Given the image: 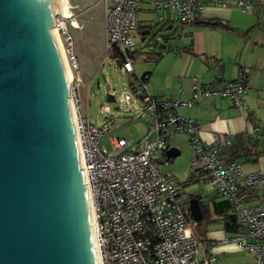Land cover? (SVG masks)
Wrapping results in <instances>:
<instances>
[{
  "label": "built area",
  "instance_id": "built-area-1",
  "mask_svg": "<svg viewBox=\"0 0 264 264\" xmlns=\"http://www.w3.org/2000/svg\"><path fill=\"white\" fill-rule=\"evenodd\" d=\"M139 0H110L105 9L103 29L106 49H115V61L124 72L132 70L130 51L134 47V32L138 28ZM155 8L168 11L177 19V36L181 40L185 26L201 18L204 8L235 6L251 11L249 0H150ZM70 71L78 68L71 35L60 15L55 18ZM69 81V101L74 113L79 167L86 187L94 230L98 264H216L212 255L201 259L197 255L198 237L189 214L186 198L180 196L173 175L162 171L154 155L164 153L167 139L175 133L185 134L194 157L188 164L198 163L203 178L213 183L217 195L225 199L242 231L224 241L249 252L255 264H264V174L245 173L235 160H222L228 138L212 133L211 141L202 143L197 135V123L179 113L204 96L228 97L234 107H244L246 85L241 80L227 81L218 87L190 85L186 100L165 95L152 96L141 77L134 76V94L123 100L134 101L145 122L143 135L134 143L122 137H109L107 150L102 139L110 130L103 120L92 124L78 110L77 82ZM264 144V131L258 136ZM241 179L242 182L238 183ZM261 189L262 199L255 206H245L251 189Z\"/></svg>",
  "mask_w": 264,
  "mask_h": 264
},
{
  "label": "water",
  "instance_id": "water-1",
  "mask_svg": "<svg viewBox=\"0 0 264 264\" xmlns=\"http://www.w3.org/2000/svg\"><path fill=\"white\" fill-rule=\"evenodd\" d=\"M50 6L0 0V264H96Z\"/></svg>",
  "mask_w": 264,
  "mask_h": 264
},
{
  "label": "crops",
  "instance_id": "crops-1",
  "mask_svg": "<svg viewBox=\"0 0 264 264\" xmlns=\"http://www.w3.org/2000/svg\"><path fill=\"white\" fill-rule=\"evenodd\" d=\"M64 1L69 14L67 17L64 15L65 25L68 22L67 24L73 30L72 41L78 35L74 31H80L82 33L80 38L84 39L89 49L92 50L94 60L97 53L93 43L96 37H100V43L102 41L100 45L109 54L105 45L103 20L110 0ZM249 1L252 3V10L249 12L241 11L233 5L206 6L203 16L199 19L218 20L227 27L190 23L185 26V34L179 41L177 38L178 22L174 15L155 8L150 0H139L138 28L133 33L134 46L135 38L138 37L143 45L149 47L148 52L144 54L149 56L151 62L148 65L149 70H142V72L138 68L135 70L131 63L132 70L127 74L133 77L143 76L149 95H165L181 100L189 98V88L193 82L199 87H218L227 81H243L246 85L243 94L244 107H234L228 97L204 96L189 107L179 108V113L196 121L197 135L202 143H209L212 133L228 138L227 147L220 154L222 160H235L242 165L245 173L257 171L264 174V144L258 139L264 131V0ZM145 30H149V33H145ZM154 32L156 36L150 39ZM174 32L176 35L173 34ZM154 39L163 48L159 45L152 47L153 44L150 42ZM158 49L161 55L154 61ZM73 51L78 67L85 68V62L81 60L78 46L75 43ZM136 51L137 49L133 47L129 54L130 60ZM114 62L117 63V61ZM92 66H89V69L93 76L96 70ZM74 73V77L79 79L76 87L78 91L81 76ZM135 108L138 113L136 116L134 114L135 119L132 117L130 119L141 121L143 129L140 135H143L146 125L134 101H130L125 110H135ZM109 127L110 130L104 137L105 141L109 137H119L113 134L114 131L110 125ZM129 142L133 144L132 140ZM167 144L168 147L175 149V156L181 151H186L187 155H190L188 150L191 149L188 146L187 136L184 134H172L167 139ZM175 156L166 157L164 153H157L154 155V160L162 170L160 165L170 162ZM181 169H184L185 176L179 180ZM162 171L171 172L181 197L195 199L201 213L202 206L206 207L207 218H203L202 213L201 221L194 222V230L198 237V258L212 255L216 264H255L249 252L237 249L228 240L224 241L234 233L224 231L221 218L226 210H220L214 204L223 198L217 195L213 183L203 178L198 163L181 164L178 167L174 165L171 169ZM191 182L195 183L194 190L184 192L183 186ZM241 182L242 180L239 179L238 183ZM261 199V189L254 187L244 205L255 206Z\"/></svg>",
  "mask_w": 264,
  "mask_h": 264
},
{
  "label": "rangeland",
  "instance_id": "rangeland-1",
  "mask_svg": "<svg viewBox=\"0 0 264 264\" xmlns=\"http://www.w3.org/2000/svg\"><path fill=\"white\" fill-rule=\"evenodd\" d=\"M67 23L66 29L71 35L73 30ZM74 32L78 35L76 39H73L72 44L74 45L75 43L78 46L81 60L85 62V68L81 66L75 70V72L81 76V80L78 84L80 86L78 87L77 91L79 111L83 114H86L88 120L92 124L97 125L101 123L103 119L107 120L108 124L111 126V128H113L112 131H114V135L122 137L127 141L132 140V143L134 144L142 136L140 134L142 133L143 127L140 120L130 119L131 117L135 119L136 113H138L137 109L135 108V110H125V108L129 105V102L123 100V97L126 94L135 96V84L133 81V76L124 73L121 66L117 65L110 54L105 52V50L102 48V45H100L102 43V41L100 43V37H96V41L93 43L94 49L97 53V56H95V59L93 60L92 50L89 49L86 41L80 38L82 33H80L78 30H75ZM175 37L176 36H174V38ZM134 47L137 49V51L130 60L134 69L136 70L138 68L140 72H142V70L148 71V65L149 62H151V59L144 53L148 52L149 47L147 45H143L139 41L138 37L135 38ZM89 66H92V68L96 70V73L93 76L90 72L91 69H89ZM74 74L75 73L72 71L71 77L74 76ZM107 94L112 96L111 100L106 101ZM131 100L132 99H130V101ZM102 145H104L107 150L109 149V145L104 139H102ZM188 151L190 155H187L186 151H181V153L173 157L170 162L161 164L160 167L162 170H167L174 167V165L175 167H178L181 164H188L190 159L194 157L192 150ZM183 171L184 169L180 170L181 177H179V180H182V178L185 176V171ZM194 188L195 183L191 182L183 186V191H193Z\"/></svg>",
  "mask_w": 264,
  "mask_h": 264
},
{
  "label": "bare ground",
  "instance_id": "bare-ground-1",
  "mask_svg": "<svg viewBox=\"0 0 264 264\" xmlns=\"http://www.w3.org/2000/svg\"><path fill=\"white\" fill-rule=\"evenodd\" d=\"M64 2H65L64 0H50V3H51L50 7L54 10L55 13H58V14H60L62 16L65 15L67 17L68 16V12H67L66 4H64ZM55 27H56V24L54 22V25L51 28V37H52L53 43L55 45V48H56V51H57V54H58V57H59V61H60L61 66H62V71H63V77H64L65 84L68 85V83L70 81V78H71V72H70V69H69V67L67 65V62H66V59H65V56H64V51H63V48H62V45H61V42H60V39H59V36L57 34V31H56ZM67 111H68L69 121H70V124H71V129H72L75 149H76V152H77V155H78V147H77L78 145H77L76 134H75V129H74V113H73L72 105H71L69 99L67 101ZM78 161H79V155H78ZM86 199H87V195H86ZM88 207H89V223H90V226H91L92 246L94 248L95 261H96V264H98L96 251H95L94 230H93V225H92V216H91V210H90L89 203H88Z\"/></svg>",
  "mask_w": 264,
  "mask_h": 264
},
{
  "label": "trees",
  "instance_id": "trees-1",
  "mask_svg": "<svg viewBox=\"0 0 264 264\" xmlns=\"http://www.w3.org/2000/svg\"><path fill=\"white\" fill-rule=\"evenodd\" d=\"M191 23L196 24V25H204V26L208 25L211 27H217V26L227 27L224 23H222L218 20H213V19H199L198 18V19H194ZM173 34L176 35L175 32ZM150 39H153V37H151ZM150 44H153L152 47H157L159 45L155 39L153 42H150ZM160 48H163L162 45L160 46ZM158 50L159 51L156 52V57H155L154 61L161 55L160 49H158ZM109 54L113 58L118 56L117 55L118 53L115 49L110 50ZM117 65L121 66L120 61L117 62ZM141 79L143 80L144 77L141 76ZM214 204L218 209L226 210V213L221 218L224 231H226L228 233H234V234L240 233L242 231V226L235 219V216H234L233 212L231 211L229 203L225 199H222L221 201L216 202ZM202 209H203L202 213L204 215L203 218H205V217L207 218L206 207L202 206Z\"/></svg>",
  "mask_w": 264,
  "mask_h": 264
},
{
  "label": "flooded vegetation",
  "instance_id": "flooded-vegetation-1",
  "mask_svg": "<svg viewBox=\"0 0 264 264\" xmlns=\"http://www.w3.org/2000/svg\"><path fill=\"white\" fill-rule=\"evenodd\" d=\"M55 29H56V27H55Z\"/></svg>",
  "mask_w": 264,
  "mask_h": 264
}]
</instances>
